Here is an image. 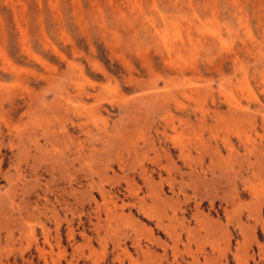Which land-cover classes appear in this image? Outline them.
Wrapping results in <instances>:
<instances>
[{"label":"rangeland","instance_id":"rangeland-1","mask_svg":"<svg viewBox=\"0 0 264 264\" xmlns=\"http://www.w3.org/2000/svg\"><path fill=\"white\" fill-rule=\"evenodd\" d=\"M0 264H264V0H0Z\"/></svg>","mask_w":264,"mask_h":264},{"label":"bare ground","instance_id":"bare-ground-1","mask_svg":"<svg viewBox=\"0 0 264 264\" xmlns=\"http://www.w3.org/2000/svg\"><path fill=\"white\" fill-rule=\"evenodd\" d=\"M171 60V59H170ZM187 81V80H186Z\"/></svg>","mask_w":264,"mask_h":264}]
</instances>
